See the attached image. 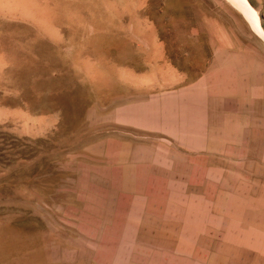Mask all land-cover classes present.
Listing matches in <instances>:
<instances>
[{
  "label": "rangeland",
  "instance_id": "rangeland-1",
  "mask_svg": "<svg viewBox=\"0 0 264 264\" xmlns=\"http://www.w3.org/2000/svg\"><path fill=\"white\" fill-rule=\"evenodd\" d=\"M181 257L264 264V39L228 0H1L0 264Z\"/></svg>",
  "mask_w": 264,
  "mask_h": 264
},
{
  "label": "bare ground",
  "instance_id": "bare-ground-1",
  "mask_svg": "<svg viewBox=\"0 0 264 264\" xmlns=\"http://www.w3.org/2000/svg\"><path fill=\"white\" fill-rule=\"evenodd\" d=\"M229 2H231L242 14L243 16L248 20V22L251 24L252 28L254 29V31L262 38L264 39V28L263 25L261 23V18L259 15V12L253 7V5L250 3L249 0H228ZM9 2V1H8ZM7 2V3H8ZM3 5V4H2ZM4 6V5H3ZM7 6V5H6ZM0 7H1V0H0ZM15 7V6H14ZM155 104V102H154ZM149 106V105H148ZM157 107V106H156ZM160 107V106H159ZM155 109V108H153ZM167 109V108H165ZM162 110V108H161ZM168 110V109H167ZM159 111V110H158ZM152 112V111H151ZM150 112V113H151ZM162 112V111H161ZM146 117V116H144ZM163 118V117H162ZM149 124V123H148ZM143 163V162H142ZM141 164V163H140ZM147 164V163H146ZM152 166V165H151ZM131 167V166H129ZM139 168V167H138ZM143 168V165H142ZM145 168V167H144ZM150 172V171H149ZM158 172V171H157ZM148 230V228H147ZM160 235V234H159ZM155 238V237H154ZM157 238V237H156ZM164 238V237H163ZM162 238V239H163ZM168 239V238H167ZM201 246V245H200ZM177 247L179 248L180 251H184V254H189V256L192 257H197L199 258V256L197 255V250L194 249V245L189 243L181 246L175 245L172 247H168V248H164L162 247V249L167 250L168 254H171L174 250L176 251ZM185 248V250H183ZM171 252H170V251ZM163 252V251H162ZM182 253V254H183ZM167 255V254H166ZM174 255V253L172 254ZM211 259V258H210ZM192 261V260H191ZM178 262L180 264H187L188 259L185 257H181L178 259ZM190 262V260H189Z\"/></svg>",
  "mask_w": 264,
  "mask_h": 264
}]
</instances>
